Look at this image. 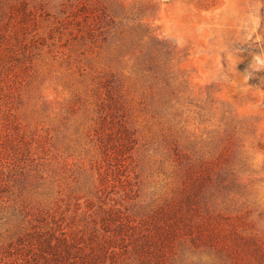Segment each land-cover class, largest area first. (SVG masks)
<instances>
[{
  "label": "rangeland",
  "instance_id": "rangeland-1",
  "mask_svg": "<svg viewBox=\"0 0 264 264\" xmlns=\"http://www.w3.org/2000/svg\"><path fill=\"white\" fill-rule=\"evenodd\" d=\"M109 104L131 139L118 157L99 139ZM187 169L211 178L197 216L264 245V0H0V260L38 216L139 223ZM175 264L210 256L179 246Z\"/></svg>",
  "mask_w": 264,
  "mask_h": 264
},
{
  "label": "trees",
  "instance_id": "trees-1",
  "mask_svg": "<svg viewBox=\"0 0 264 264\" xmlns=\"http://www.w3.org/2000/svg\"><path fill=\"white\" fill-rule=\"evenodd\" d=\"M16 9L24 21L28 16L25 4ZM78 15L88 18L89 12L80 5L73 13ZM110 109L109 104L101 118L99 139L106 155L118 157L129 148L131 139L121 124L112 131ZM98 183L101 190L109 187L107 170L98 173ZM210 183L207 170L187 169L177 200L139 223L108 209L98 218L100 231L78 234L61 228L53 217L47 222L38 216L0 264H175L179 246L205 252L210 264H264L262 243L235 234L218 217L197 216L195 205Z\"/></svg>",
  "mask_w": 264,
  "mask_h": 264
}]
</instances>
